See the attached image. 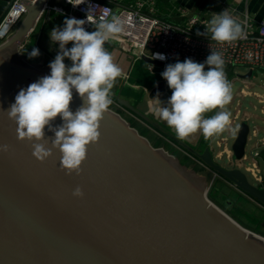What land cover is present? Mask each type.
<instances>
[{
  "label": "water",
  "instance_id": "water-1",
  "mask_svg": "<svg viewBox=\"0 0 264 264\" xmlns=\"http://www.w3.org/2000/svg\"><path fill=\"white\" fill-rule=\"evenodd\" d=\"M10 0H0V19ZM45 0L27 13L0 42V264H264V237L233 219L208 197V184L194 169L161 146H154L119 112L109 107L101 136L88 147L79 175L66 174L61 154L40 162L32 142L17 139L7 116L20 89L50 74V63H34L21 47L38 23ZM146 64L160 62L143 56ZM252 71L241 77L248 80ZM112 98L143 123L149 118L120 96ZM160 81L150 97L164 91ZM83 101L73 91L70 109ZM62 123L60 117L53 126ZM249 124L242 121L231 145L232 162L244 156ZM54 133L45 129L51 147ZM180 146L213 174L264 207V181L250 184L240 168L218 165L209 147ZM80 187L83 197L73 196Z\"/></svg>",
  "mask_w": 264,
  "mask_h": 264
},
{
  "label": "clouds",
  "instance_id": "clouds-1",
  "mask_svg": "<svg viewBox=\"0 0 264 264\" xmlns=\"http://www.w3.org/2000/svg\"><path fill=\"white\" fill-rule=\"evenodd\" d=\"M67 2L76 7L86 0ZM94 7L88 4L86 19L65 17L62 28L54 27L50 31L51 42L59 45L57 55L49 64L50 74L20 89L15 102L6 110L8 118L17 125V139L32 142V155L44 162L53 155V149H57L61 154V168L69 175L81 173L88 147L99 141L101 120L113 102L112 89L117 78L122 77L121 68L114 63L105 44L123 31V23L117 16L111 19L101 16L94 21ZM85 24L93 25L95 30L87 31ZM209 34L213 41L221 44L247 37L245 25L228 9L213 13L205 31L197 32L198 36L206 38ZM39 55L38 48L28 53L29 59ZM165 58L160 53L151 56V59ZM66 59L71 63L66 64ZM161 76L172 94L166 106H162L157 94L154 110L175 130L178 139L183 140L197 131L207 139L230 125L231 114L225 107L232 100L231 83L225 73L223 53L211 50L203 63L189 58L168 64ZM73 91L83 101L75 112L70 109ZM209 112L214 114L205 116ZM57 117L62 123L53 126ZM46 128L54 133L51 147L45 139ZM8 150V145L0 146V151ZM83 195L80 187L73 191L74 197Z\"/></svg>",
  "mask_w": 264,
  "mask_h": 264
},
{
  "label": "built area",
  "instance_id": "built-area-1",
  "mask_svg": "<svg viewBox=\"0 0 264 264\" xmlns=\"http://www.w3.org/2000/svg\"><path fill=\"white\" fill-rule=\"evenodd\" d=\"M19 1L10 0L4 15L0 19V42L15 30L27 13L26 5ZM27 1L35 3L37 0ZM155 2L156 0H135L133 3L126 4L122 3V0H86L84 4L73 7L67 0H45L39 12L38 21L47 11L61 15L64 19L65 17L86 19L88 4L91 3L95 6L92 12L94 21H98L101 16H106L108 19L117 16L123 23V31L107 41V44L126 49L129 55L140 59L143 56L151 59V56L156 53L163 54L166 57L164 60L151 59L160 62V65L147 64V69L151 73L155 71V67L163 72L168 64H174L177 61L183 62L189 58L194 62L203 63L207 56L211 54V50L223 53L225 70H231L235 67H245L249 71L254 68L264 70V21H257L247 10L237 11L226 8L234 18L245 25L247 37L246 39L221 44L213 41L210 34L208 38L197 35L198 31L201 33L205 31L210 19L195 15L183 7H178L176 9L177 16L181 21H167L156 16ZM85 29L89 32L95 30L91 24H85ZM54 58L52 57L50 62ZM205 69H207V66ZM239 78L246 80L241 76ZM239 95L247 96V92L242 89ZM112 101L110 108L126 118L143 123L134 114L119 105L114 98H112ZM239 112L237 109L234 117L230 120V125L225 129L226 136L220 137L216 143V147L218 149L222 148V152L213 155L211 151L214 159L215 157L221 158L222 153H225V158L231 159L232 162L229 140L234 135L236 137L238 126L235 125V122L237 120H239L238 124L242 122ZM245 121L247 122V120ZM252 136L258 139L256 146H254L256 148L248 151L246 147L241 161L235 164L232 162V166L238 167L236 164L239 163H249L253 167L257 166L255 159L259 156L258 150L264 148V136H260L259 129L254 126L252 129L250 128L248 141ZM254 149L258 150L254 151ZM191 159L198 166L208 169L200 160L193 157ZM258 181L262 183L264 177H259Z\"/></svg>",
  "mask_w": 264,
  "mask_h": 264
},
{
  "label": "crops",
  "instance_id": "crops-1",
  "mask_svg": "<svg viewBox=\"0 0 264 264\" xmlns=\"http://www.w3.org/2000/svg\"><path fill=\"white\" fill-rule=\"evenodd\" d=\"M134 1L135 0H122V3L129 4L133 3ZM155 3L156 16L167 21H181V19L177 16L176 9L178 7H183L195 15H199L208 19L212 18L213 13L219 14L226 8H232L237 11L247 10L257 21H264V0H156ZM53 14L55 13L53 12ZM58 16L64 20V17L61 15H49L48 12H45L34 29L28 35L23 48L26 45H29V43L32 44L31 37L37 32L33 38L35 43L32 45V49L38 48L40 51L39 57L47 60V62H50V59L57 55L59 45L58 43H52L50 36H45L44 28L47 26L50 19L56 20ZM57 27L62 28L63 22H58ZM105 47L112 54L114 63H116L122 70L123 79L119 85V90H122L124 84H128V82H130V85L133 89L132 95L133 97L139 98V100L135 101V104L130 102L132 100H127L140 112L145 114L152 123L156 124V127H151L149 124L141 123L133 119V121L136 122V124H138L146 132V137L153 145L155 143H159L158 146H161L166 150L169 148L173 149L179 155L182 154V156H186L187 158L190 157L186 155L187 152L180 146V144H184L191 149H196L199 151H202L205 147H209L210 151H212L213 155H215L214 150L216 148V143L219 141V139H215L216 135L205 139L202 132L197 131L183 140L178 139L175 134V130L170 128L167 123L160 119L156 114L154 109L157 106L155 100L157 97L151 98L150 94L160 81H165L164 91L159 95L162 106H166L167 100L170 97L166 91L167 82L161 76V69L151 73L148 71L147 64L145 62H143L140 58L129 55L126 49L118 48L107 43L105 44ZM65 63L70 64L71 62L66 59ZM137 63H141L142 65L144 63L146 64V71L150 74L148 77H143V75H134ZM248 92L247 96H250L251 92ZM252 95L259 96L257 93H253ZM138 106L142 107L143 111L140 110ZM254 127L259 129V134L262 133V136H264V127H258L257 125H254ZM202 139L204 140L203 143H201ZM257 140L258 139L254 138L253 136L249 139V141L253 142L247 149L248 151L256 148L254 146H256ZM256 150L258 149H254V151ZM258 151L259 156L255 159V161L259 164L260 159L264 160V148H261Z\"/></svg>",
  "mask_w": 264,
  "mask_h": 264
},
{
  "label": "rangeland",
  "instance_id": "rangeland-1",
  "mask_svg": "<svg viewBox=\"0 0 264 264\" xmlns=\"http://www.w3.org/2000/svg\"><path fill=\"white\" fill-rule=\"evenodd\" d=\"M49 15H55L52 11H47ZM64 20L61 17H57L56 20L50 19L47 26L44 28L45 36L48 35L50 31L58 26V22H63ZM17 27V26H16ZM37 31V30H36ZM37 33V32H36ZM34 33V35L36 34ZM32 36V44L26 45L22 48L23 54H26V58L34 63H50L47 60L42 59L41 57H34L29 59L28 53L32 51V45H34V37ZM71 47V44L68 45ZM158 67H155V72L159 71ZM207 70V69H205ZM249 70L245 67H235L231 70H225L227 79L231 83V94L232 100L226 105L225 110L230 112L231 117L230 120L234 117L236 110L238 109L239 117L242 121L247 120L250 128L252 129L254 125L258 127H264V70L259 68H254L251 73V77L248 81H244L239 76L244 75ZM135 76H146L148 77L150 74L146 71V64L143 65L141 63H137L135 67ZM244 89V91L250 93V96H240V91ZM133 89L130 85L124 84L122 90H120V96L122 98H126V100H132L133 104L135 101H138L139 98L133 97L132 93ZM167 93L171 96L172 92L166 87ZM253 93H257L259 96L252 95ZM249 95V94H248ZM136 96V95H134ZM240 103V104H239ZM140 110L143 111V108L138 106ZM214 114L213 112L206 113L205 116H210ZM239 120L235 122L236 126H239ZM226 136V131L224 130L222 133L216 135L215 139H219V137ZM262 136V133H260ZM235 138V135L232 136L229 140L230 146ZM253 141H249L247 143V149L251 145ZM215 147V146H214ZM171 150V151H170ZM196 150V149H193ZM222 148H215L214 153L222 152ZM168 151V150H167ZM172 149L169 148V153H172ZM223 156L221 158H216L215 161L218 165L225 169H231L232 162L231 159L228 160L225 153H222ZM179 158L182 160V164L186 165L189 169H194L200 176L204 177L208 184V197L209 199L215 203L217 206L222 208L225 212H227L233 219H235L239 224L243 227L256 232L264 237V208L260 206L258 203L254 202L236 188L228 184L224 179L219 176L213 174L208 169L198 166L192 160H186L182 158V154L179 155ZM238 168L246 175L248 182L254 186L260 185L258 179L259 177H264V160L260 159L259 164L257 163V168L253 167L251 164L239 163L236 164ZM258 169V172H257Z\"/></svg>",
  "mask_w": 264,
  "mask_h": 264
},
{
  "label": "trees",
  "instance_id": "trees-1",
  "mask_svg": "<svg viewBox=\"0 0 264 264\" xmlns=\"http://www.w3.org/2000/svg\"><path fill=\"white\" fill-rule=\"evenodd\" d=\"M230 70V69H229ZM127 120L132 124V126H134L135 128H137L138 129V131L142 134V135H144V136H146V132L138 125V124H136V122H134L132 119H130V118H127ZM204 142V140L202 139L201 140V143H203ZM159 145V143H155L154 144V146H158ZM173 150V149H172ZM168 151H169V149H168ZM171 151V150H170ZM172 153H173V155H175V156H178L179 157V154L176 152V151H172ZM182 158H184V159H186V160H191L190 158H187L186 156H182ZM181 160V159H180ZM181 162H182V160H181ZM243 194V193H242ZM246 196V195H245Z\"/></svg>",
  "mask_w": 264,
  "mask_h": 264
},
{
  "label": "flooded vegetation",
  "instance_id": "flooded-vegetation-1",
  "mask_svg": "<svg viewBox=\"0 0 264 264\" xmlns=\"http://www.w3.org/2000/svg\"><path fill=\"white\" fill-rule=\"evenodd\" d=\"M191 159V158H190ZM192 160V159H191ZM264 208V207H263ZM262 225L264 226V223H262Z\"/></svg>",
  "mask_w": 264,
  "mask_h": 264
}]
</instances>
